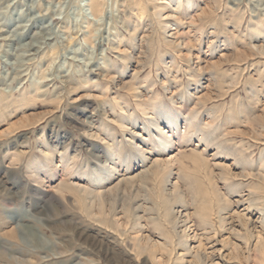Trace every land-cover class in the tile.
Masks as SVG:
<instances>
[{
  "label": "rangeland",
  "instance_id": "1",
  "mask_svg": "<svg viewBox=\"0 0 264 264\" xmlns=\"http://www.w3.org/2000/svg\"><path fill=\"white\" fill-rule=\"evenodd\" d=\"M0 264H264V0H0Z\"/></svg>",
  "mask_w": 264,
  "mask_h": 264
}]
</instances>
